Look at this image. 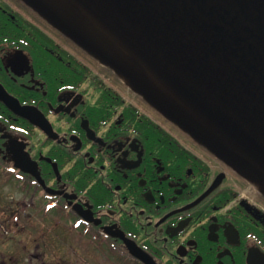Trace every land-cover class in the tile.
<instances>
[{
	"label": "flooded vegetation",
	"instance_id": "af4514ba",
	"mask_svg": "<svg viewBox=\"0 0 264 264\" xmlns=\"http://www.w3.org/2000/svg\"><path fill=\"white\" fill-rule=\"evenodd\" d=\"M131 246L156 264H264V183L0 0V264H147Z\"/></svg>",
	"mask_w": 264,
	"mask_h": 264
},
{
	"label": "water",
	"instance_id": "95a60500",
	"mask_svg": "<svg viewBox=\"0 0 264 264\" xmlns=\"http://www.w3.org/2000/svg\"><path fill=\"white\" fill-rule=\"evenodd\" d=\"M23 1L239 175L264 183V0Z\"/></svg>",
	"mask_w": 264,
	"mask_h": 264
},
{
	"label": "rangeland",
	"instance_id": "374dc122",
	"mask_svg": "<svg viewBox=\"0 0 264 264\" xmlns=\"http://www.w3.org/2000/svg\"><path fill=\"white\" fill-rule=\"evenodd\" d=\"M254 191H256V190H254Z\"/></svg>",
	"mask_w": 264,
	"mask_h": 264
}]
</instances>
